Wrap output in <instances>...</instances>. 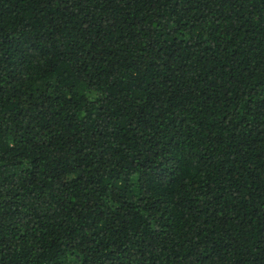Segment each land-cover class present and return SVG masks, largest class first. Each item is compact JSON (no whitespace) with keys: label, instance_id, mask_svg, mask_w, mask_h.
<instances>
[{"label":"trees","instance_id":"1","mask_svg":"<svg viewBox=\"0 0 264 264\" xmlns=\"http://www.w3.org/2000/svg\"><path fill=\"white\" fill-rule=\"evenodd\" d=\"M0 264H264V0H0Z\"/></svg>","mask_w":264,"mask_h":264}]
</instances>
